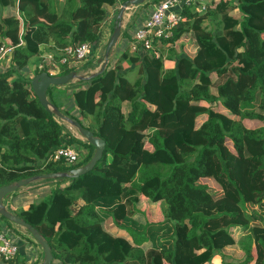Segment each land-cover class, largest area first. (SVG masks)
<instances>
[{
  "label": "trees",
  "instance_id": "obj_1",
  "mask_svg": "<svg viewBox=\"0 0 264 264\" xmlns=\"http://www.w3.org/2000/svg\"><path fill=\"white\" fill-rule=\"evenodd\" d=\"M122 1L12 0L19 17L8 6L1 13L0 44L14 49L9 65L0 64V186L67 171L91 157L94 146L66 132L40 104L25 71L53 74L38 62L33 68L30 57L44 44L55 54L78 41L94 44ZM153 2L138 5L102 72L47 88L63 113L105 140L102 157L84 174L35 181L4 202L46 239L50 264H212L215 253L235 242L233 227L240 228L242 256L222 257L221 264H264V0H234L238 16L228 14L224 0H207L204 10L191 1L171 33L154 39L158 55L132 51L129 28L143 24L140 13H151ZM178 42L193 54L182 49L166 67L162 47ZM97 65L86 59L82 67ZM73 69L66 63L56 74ZM210 73L221 78L214 88ZM217 104L238 118L218 112ZM243 119L262 124L248 127ZM64 140L89 147L82 163L50 159ZM210 176L222 188L218 197L199 180ZM142 195L160 202L161 220H147ZM1 220L18 228L1 215L0 228ZM26 260L17 253L3 264L38 261Z\"/></svg>",
  "mask_w": 264,
  "mask_h": 264
},
{
  "label": "built area",
  "instance_id": "obj_2",
  "mask_svg": "<svg viewBox=\"0 0 264 264\" xmlns=\"http://www.w3.org/2000/svg\"><path fill=\"white\" fill-rule=\"evenodd\" d=\"M191 1H197L201 10L206 8L207 0H154L152 12L145 17L143 24L134 31L132 41L130 42V50L134 51L139 48L144 50L152 49L155 55H158L159 52L154 48V39L162 36L164 33H171L172 27L183 19V5L189 4ZM16 9H18L17 5ZM17 16L19 17L18 13ZM163 23L164 25H162ZM22 30H20V35ZM107 39L108 36L104 38L99 33V37L94 44L88 41H78L66 45L57 54L54 51L44 52L41 54V59L37 67L42 69L52 65L53 70H60L63 64L71 63L75 67L74 70H77L81 67L80 64L84 60L102 53ZM22 42L23 40L20 36L18 44ZM13 49V44L5 42L0 44V64L3 66L9 65ZM89 153L90 149L88 146L78 142L69 143L64 140L60 146L52 151L50 159H63L68 164L75 165L81 162ZM26 235L27 233L25 231H20L19 228H15V226L1 220L0 264L12 259L17 254L19 250L18 238Z\"/></svg>",
  "mask_w": 264,
  "mask_h": 264
},
{
  "label": "water",
  "instance_id": "obj_3",
  "mask_svg": "<svg viewBox=\"0 0 264 264\" xmlns=\"http://www.w3.org/2000/svg\"><path fill=\"white\" fill-rule=\"evenodd\" d=\"M146 0H125L122 1L115 17V23L113 30L107 40L102 56L98 59L99 65L92 71L80 73L77 70H70L64 74H50L47 71H41L36 73L31 78V87L33 92L37 96L40 104L51 114L55 115L62 122L70 125L74 128L80 137L85 139L87 142L94 146V151L87 162L82 165L68 169L67 171H52L40 174L27 176L25 178L18 179L0 186V215L5 219L19 225L29 232L31 237L41 246L43 251V257L39 264H50L53 259L51 248L38 231V229L30 224L28 221L20 217L19 215L12 212L4 202L5 196L33 181L39 179H60L63 177H77L85 172L91 170L96 162L102 157L105 149V140L102 137L95 136L94 133L84 127L79 121L71 118L70 116L63 113L59 107L53 104L47 97V88L51 85H64L67 82L74 80H86L90 77L102 72L108 65L111 57L115 51L116 44L118 43L123 23L124 12L130 7L135 5L143 4ZM164 25V23L162 24ZM80 59V58H78Z\"/></svg>",
  "mask_w": 264,
  "mask_h": 264
},
{
  "label": "rangeland",
  "instance_id": "obj_4",
  "mask_svg": "<svg viewBox=\"0 0 264 264\" xmlns=\"http://www.w3.org/2000/svg\"><path fill=\"white\" fill-rule=\"evenodd\" d=\"M215 1L217 2L219 0H215ZM224 2H226V7L228 8L227 9V12H228L229 15H231V16H238L239 15V13L236 12L234 8L233 9L231 8L233 6V4H234V0H224ZM0 5H2V6H9L10 8L11 7L13 8V6H12V0H0ZM13 16H14V12H13ZM142 16H144L143 13H142ZM109 21L110 22L113 21L112 22V25H113L114 22H115V16L114 17H111ZM111 32H112V29H111ZM111 32H110V34H111ZM109 36H108V38H109ZM230 41H231V43H236V39H234V38H231ZM117 46H118V43L116 44L115 49L117 48ZM186 47H188V45ZM104 48H105V46H104ZM104 48H103V51H104ZM103 51L101 53V56L103 54ZM115 53H116V51H114V53L112 55V58L114 57ZM190 53L193 54V51L190 52ZM174 56L176 58V55H174ZM37 57L38 56L36 54L32 55L30 57V61L31 62H35L37 60ZM80 66H81V64H80ZM48 69L53 70V66L52 65H49L48 66ZM77 71L80 72V73L86 72V71H83L80 67H79V69ZM129 72H130V74H131L132 77H134L135 74H136V70L134 68H130L129 69ZM227 74H231L230 71H228ZM29 75H31V74L29 73ZM210 75H211V78H212V88H214L215 84L218 83L221 80V78L216 77V75L214 73H210ZM187 83H190V80H188ZM187 83H185V86L188 85ZM203 103L205 104L204 101H203ZM214 109H216L218 112H220V113H222V114H224L226 116L238 118V116L233 115L232 113H230L221 104H217L216 106H214ZM243 121H244V123L248 127H255V126H259V125L262 124V122L257 121V120L243 119ZM77 134L79 135V133H77ZM226 142H227L228 146L231 147V141L229 139H226ZM39 180H43V179H39ZM39 180H36V181H39ZM199 180L201 182L206 183L208 185L209 191L215 197H218L219 195H221L222 188L219 185V183L213 177H211V176L210 177H202ZM33 182H35V181H33ZM33 182H31V183H33ZM30 186H31V184H27V185H25V186H23L21 188H28ZM23 196H25V195H23ZM139 206H140L141 209L144 210L145 215L147 217V220H149V221H158V220H161L162 219L163 214H162L161 205H160V202L159 201H151L147 197H145L144 195H142L141 196V200L139 202ZM9 222H11V221H9ZM108 223H111V221L109 219L106 221V224H108ZM17 226H18V228H19L20 231L23 230V231L26 232V230L24 228L20 227L19 225H17ZM112 231H114L115 233L116 232H120V230L117 227H114L112 229ZM129 234L133 238L134 235L131 232H129ZM231 235L233 236V238H235V242L234 243H231V244L230 243L225 244L222 247V253L223 254L220 253V252H218L219 253V256L221 258H218L217 259V264H221L222 263V257L224 259H229L230 258L231 260H238L242 256V250L240 249L239 244L236 242L237 239L241 236V234H240V228H238V227L234 228L233 227L231 229ZM218 253H215V256L218 255ZM214 261H215V259L213 258L212 259V264H215L216 263ZM157 264H168V262L167 261H157Z\"/></svg>",
  "mask_w": 264,
  "mask_h": 264
},
{
  "label": "crops",
  "instance_id": "obj_5",
  "mask_svg": "<svg viewBox=\"0 0 264 264\" xmlns=\"http://www.w3.org/2000/svg\"><path fill=\"white\" fill-rule=\"evenodd\" d=\"M121 4V3H120ZM13 8L11 7H9L10 8V10L12 11V12H14V14H15V16H17V13H18V10L16 9V3L14 4L13 3ZM153 5H154V3L150 6V9H152L151 7H153ZM120 6V5H119ZM7 8V6H2V5H0V15H1V13L4 11V9H6ZM119 8V7H118ZM118 10V9H117ZM117 10H116V13H117ZM114 11H115V9H111L110 10V13H109V18H108V21L106 22V23H104V24H102V26H100V28H99V33L100 34H102L103 36H104V38H106L107 36H109L110 35V32H111V27H112V22H110L109 20H110V18L111 17H116V15H114ZM139 12V9H138V5H135V6H130L125 12H124V16H123V23H122V29H123V27H125V25L130 21V19H131V17L132 16H134V14H137ZM142 13H144V11L143 12H141L140 13V18H141V22H142V20L148 15V13L147 12H145L144 13V16H142ZM136 18V17H135ZM138 18H139V16H138ZM141 23H137L136 24V28H135V25L134 26H130V28H129V31H128V34L130 33H132V35H134V31H135V29H137V26L139 25V26H141L140 25ZM138 26V27H139ZM21 29H23V28H21ZM122 31V30H121ZM119 41V40H118ZM126 43V42H125ZM186 44V45H185ZM185 44L184 45H182V43L181 42H178V43H174V44H172V45H169V46H164V47H162V56H163V61H164V65L166 66V67H172V66H174L175 65V60H176V58H175V54H177L179 51H181L182 49H183V51H185V52H187L188 54H191L190 52H192V51H194V49L193 48H191V47H189V45H188V47H186L187 46V43L185 42ZM50 48V45L49 44H44V45H42V52L40 53V54H38L37 56V60L35 61V62H32V67L33 68H35V66H36V62H38L39 63V61H40V59H41V54H43L44 52H48V51H53V50H50L49 49ZM118 48H120V45L118 44ZM101 54H98L97 56H94V57H92V58H90V59H92L93 60V62H96L98 65H99V58L101 57L100 56ZM192 55V54H191ZM5 62V61H4ZM37 63V64H38ZM82 64H84V62L82 63ZM82 64H81V66H82ZM97 65V66H98ZM6 66H8V65H6ZM97 66H95V67H93V68H87V69H85V68H81L83 71H86V72H88V71H92V70H94L95 68H97ZM60 69H61V67H60ZM134 69L136 70V67H134ZM78 70V69H77ZM88 70V71H87ZM58 71H60V70H57V69H55L54 70V74H56V73H58ZM29 73L31 74V75H29ZM25 74L27 75V76H30V77H33L34 75H33V73H32V71H30V70H28V69H26V71H25ZM129 74H130V72H129ZM130 76H131V74H130ZM135 76H136V74H135ZM134 76V77H135ZM134 77H132L131 76V78H134ZM64 123V122H63ZM64 125H65V131L66 132H70L72 135H74V136H76L77 138H81V139H83L82 137H80V135H78L77 134V132H76V130L74 129V128H72L70 125H68V124H65L64 123ZM74 131V132H73ZM117 233V232H116ZM119 233V232H118ZM18 244H19V250H18V252L17 253H19V255L21 256V258H28V260H26L27 262H30V261H32V260H38L37 261V263L36 264H39L40 262H41V260H42V257H43V251H42V248H41V246L39 247L38 245H36V244H34L32 241H30L29 239H28V237H27V235L26 236H24V237H21V238H18ZM213 258L215 259V261L214 262H216L215 264H217V259L218 258H221L220 256H219V253H218V255H214L213 256ZM212 258V259H213Z\"/></svg>",
  "mask_w": 264,
  "mask_h": 264
},
{
  "label": "bare ground",
  "instance_id": "obj_6",
  "mask_svg": "<svg viewBox=\"0 0 264 264\" xmlns=\"http://www.w3.org/2000/svg\"><path fill=\"white\" fill-rule=\"evenodd\" d=\"M211 7V6H210ZM165 41V40H164ZM82 163V162H81ZM79 164V163H78ZM8 198V197H7Z\"/></svg>",
  "mask_w": 264,
  "mask_h": 264
}]
</instances>
